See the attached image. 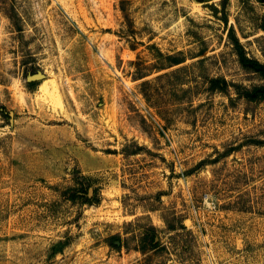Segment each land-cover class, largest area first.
<instances>
[{
    "label": "rangeland",
    "instance_id": "obj_1",
    "mask_svg": "<svg viewBox=\"0 0 264 264\" xmlns=\"http://www.w3.org/2000/svg\"><path fill=\"white\" fill-rule=\"evenodd\" d=\"M230 29L264 65V0H0V264H264V75Z\"/></svg>",
    "mask_w": 264,
    "mask_h": 264
},
{
    "label": "trees",
    "instance_id": "obj_2",
    "mask_svg": "<svg viewBox=\"0 0 264 264\" xmlns=\"http://www.w3.org/2000/svg\"><path fill=\"white\" fill-rule=\"evenodd\" d=\"M263 1V0H260ZM229 38L234 46V51L238 56V61L240 62V64L243 67H247V68H254L256 70H259L261 72L262 75H264V71L260 70L258 68H264V65L259 63L258 61L251 59L249 57H247L246 53L244 52V49L242 47V45L239 43V40L237 39V37L235 36L233 29H230L229 31ZM172 62L173 63H178V60L172 57ZM32 82V81H31ZM212 83V88H218L220 91L224 92L225 89L227 88V82L225 81V79L221 78V79H212L211 81ZM245 96L249 97L251 100H254L256 98L258 99H264V86L263 87H254L251 91H244ZM5 110V109H1V112ZM139 148V147H138ZM137 153V151H132L131 154H135ZM89 187H85L83 185L80 186L79 189L76 190H69L67 198L70 200L76 199V198H82L83 202H89V193H88ZM182 231H185L187 233H191V231L189 229H187L186 226L184 225H180L179 227ZM168 231H177V227H174L171 224H168L167 227ZM179 234V233H178ZM109 244L113 245V246H117L120 243V237L118 235H112L109 237ZM143 241L145 242V244L148 246H150V248H157V246L159 245V240H158V236L155 232V228L153 226H149L146 231L143 234ZM145 245V246H146Z\"/></svg>",
    "mask_w": 264,
    "mask_h": 264
},
{
    "label": "water",
    "instance_id": "obj_3",
    "mask_svg": "<svg viewBox=\"0 0 264 264\" xmlns=\"http://www.w3.org/2000/svg\"><path fill=\"white\" fill-rule=\"evenodd\" d=\"M260 69L264 71V68H260ZM42 77H43V74H39V73H37V74H32V75H30V76L28 77V81H29V82H31V81H35V80L41 79ZM88 193H89V195H91V189H90V188H89V190H88Z\"/></svg>",
    "mask_w": 264,
    "mask_h": 264
}]
</instances>
